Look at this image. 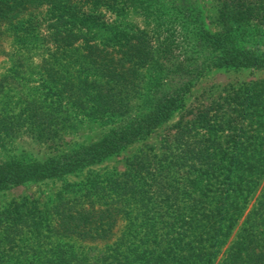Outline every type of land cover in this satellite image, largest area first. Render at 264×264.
<instances>
[{"label": "trees", "instance_id": "1", "mask_svg": "<svg viewBox=\"0 0 264 264\" xmlns=\"http://www.w3.org/2000/svg\"><path fill=\"white\" fill-rule=\"evenodd\" d=\"M218 3L223 30L210 33L194 0H0V34L5 25V30L26 42L45 23L42 40L48 49L55 48V55L67 46L81 53L106 50L117 55L116 60L110 58L112 64L107 67L102 66V59L90 66L95 61L88 55L83 61L74 58L73 62H84L90 73L83 79L73 76L68 80V94L63 95L54 93L60 83L50 63L56 56L51 53L40 67L49 81L42 79L43 94L53 97L34 98L19 108H15L18 102L14 107H0V138L14 136L22 127L37 137H57L67 121L60 109L72 108L75 102L90 107L89 117L111 126L99 142L80 146L68 157L29 165L14 163L13 168L0 173V187L56 176L78 161L105 157L150 134L181 106L182 97L205 69L264 66V0ZM129 4L140 5L146 15L152 16L154 27H164L166 35L100 25V10L112 7L117 11ZM23 10L42 13L38 16L41 19H14V14H9ZM130 95L140 101L135 109ZM177 128L178 140L185 139L186 154L207 159L204 164L214 172V165L223 162L232 174L181 179L189 183L181 193L179 183H183L175 174L180 160L166 162V154L150 157L145 153L129 162L116 195L107 191L113 177L108 174L102 180L107 205L115 204L119 214L129 215L121 217L133 225L132 230L142 228L144 238L152 237L153 245L142 248L129 244L122 257L118 256L119 248L109 256L97 257L95 253L96 257H88L90 247L84 241L111 233V224L101 218L110 216L111 208L81 214L78 210L65 212L58 206L53 209L60 211L59 222L53 221L47 211L29 210L25 201H12L0 209L1 260L6 255L0 264H120L123 257H131L123 264H213L263 178L264 80L224 89L194 118L180 121ZM210 181L224 186L220 195L207 189ZM174 205L176 216L163 230L154 229L162 212L169 207L175 211ZM255 205L239 237L218 264H264V185ZM178 224L181 232L174 231ZM78 244L85 246L83 252L77 249ZM10 249L15 257L8 255Z\"/></svg>", "mask_w": 264, "mask_h": 264}, {"label": "rangeland", "instance_id": "2", "mask_svg": "<svg viewBox=\"0 0 264 264\" xmlns=\"http://www.w3.org/2000/svg\"><path fill=\"white\" fill-rule=\"evenodd\" d=\"M194 2L201 14L205 29L210 33L222 31L223 25L218 20V0H194ZM35 12L23 10L19 13L15 11L9 12V14H14V19H38V16L42 13ZM40 19L41 17L38 20ZM152 19V16L146 15L140 5L129 4L124 7L120 6L117 11L112 7L99 11L100 25L104 23L105 26L107 25L111 28H126L132 31L147 29L150 34L160 31L162 35H166L162 29L164 27L161 26L160 30L156 29ZM104 25L101 27L104 28ZM39 27L38 32L34 33V36L27 38L26 42L19 41L15 32L5 30V25L1 27L0 78L4 77V79L0 81V102L2 100H7V102L5 104L0 103V107H14L15 102H18L15 108H19L20 104L22 107L26 101L34 98L53 97L54 95L43 94L42 79H45L46 83L49 81L44 77L45 73L40 66L45 64L49 54L53 53L55 55V48L48 49L49 46L42 40L46 33L45 23ZM180 27L179 25L178 29ZM101 31L105 33V30ZM86 55H88V59L91 58L95 61V63H90V66L96 65V62L102 59V66L107 67L112 64L109 61L111 57L114 60L117 58V55L113 52L106 50L101 53H81L80 50L74 51L68 46L60 49L55 55L56 58L53 57L54 59L50 61L54 67L55 76L59 78L58 82L60 83L54 90L55 94L67 95L69 88L68 80H72L73 76L83 79L86 77L84 76L85 74L90 73L84 62L80 64L73 62L74 58L83 61ZM258 80H264V66L241 67L228 65L205 69L198 76L195 84L182 97L181 106L172 115L160 122L150 134L136 139L105 157L78 161L70 169L56 174V176L1 186L0 209L7 207L12 201H25L29 210L47 211L48 216L53 221L60 222V211L53 209L58 206L64 209L65 212L78 210L81 214H86L88 211L100 212L106 208H111L110 216L106 218L101 216L102 221H108L111 224V233L105 232L102 237L86 239L84 241L83 244L90 247L88 257H96L95 253L99 254L97 257L109 256L115 253L118 248V256L122 257L127 254L125 249L129 248L128 245L133 243L137 246L140 245L142 248L150 247L149 245H153L152 237L145 239L142 228H138L137 231L132 230L133 225L129 222L127 223V220L121 217L127 218L129 215L124 213L119 214L117 209L114 210L115 204H112V207L107 205L108 203L103 194V189L106 187L104 188L102 180L108 174L113 176L107 186V191H113V194L116 195L117 192L121 191V180L125 178L124 174L128 169L129 162L137 154L141 153L149 154L150 157H153L155 154L159 156L166 154L168 156L166 162L170 161V159H179L182 164L175 166L177 168L175 169V174L180 179V182H182L181 179L191 180L195 175H202L204 178H207L208 175L232 174L224 168L223 162V164L214 165L216 171L214 172L210 170L209 164H204L207 159H196L191 154H186L187 145L185 139L178 140L179 137L176 134L177 125L180 121L183 122L194 118L198 111L206 108L213 100L223 94L224 89L232 86L239 87ZM79 86L84 87V84H80ZM1 87L4 89L2 90ZM129 100L133 109L140 102L136 95H130ZM90 112V107L77 102H75L72 108L62 107L60 115H65L67 121H65L66 124L61 128L57 137H51L46 134L37 137L22 127L14 136L0 138V173H3L6 169L13 168L14 163L29 165L36 162H46L54 157H68L70 153L80 146L92 145L99 142L107 134L111 126L102 124L100 121L89 117L88 113ZM60 123H63V120ZM223 170H225L224 173ZM262 175L263 178L255 196L250 199L243 215L231 228L232 231L226 239L225 244L222 245L220 252L217 253L213 264H218L219 260L223 259L224 252L239 237L238 235L246 216L253 208H256V195L264 185V173ZM210 182V184H206L208 186L207 189H213V193H219L220 195L221 190L225 189L222 184L214 183V181ZM182 183H179V186L181 193H184L182 190L189 183L184 181ZM206 185L203 182L202 186L204 189H206ZM144 188L145 190L148 189L146 186ZM208 193L212 192L208 191ZM68 199H70V203L60 205V203ZM174 207L175 211H171L169 207L162 212L159 224L154 229H157V231L163 230L172 217L176 216L178 209L176 205ZM184 210L185 213L189 212L185 208ZM110 217H113L114 221L112 218L110 220ZM182 230L181 224L176 225L174 228V231L181 232ZM84 245L78 244L77 249L83 252ZM49 246L45 245L46 248H51ZM13 254V250L10 249L8 255L15 257L16 254ZM5 258L6 255L2 260L0 257V263ZM125 258L131 257H123L120 264L126 261ZM10 263L12 264L13 262Z\"/></svg>", "mask_w": 264, "mask_h": 264}]
</instances>
